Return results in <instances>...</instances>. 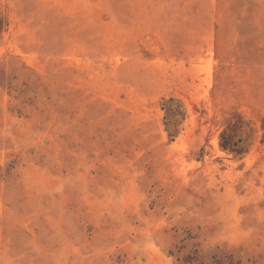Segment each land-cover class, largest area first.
<instances>
[{
    "label": "rangeland",
    "instance_id": "rangeland-1",
    "mask_svg": "<svg viewBox=\"0 0 264 264\" xmlns=\"http://www.w3.org/2000/svg\"><path fill=\"white\" fill-rule=\"evenodd\" d=\"M0 264H264V0H0Z\"/></svg>",
    "mask_w": 264,
    "mask_h": 264
}]
</instances>
